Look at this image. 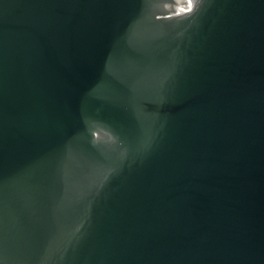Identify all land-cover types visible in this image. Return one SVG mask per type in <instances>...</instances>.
<instances>
[{"label": "water", "instance_id": "1", "mask_svg": "<svg viewBox=\"0 0 264 264\" xmlns=\"http://www.w3.org/2000/svg\"><path fill=\"white\" fill-rule=\"evenodd\" d=\"M0 0V264H264V0Z\"/></svg>", "mask_w": 264, "mask_h": 264}, {"label": "bare ground", "instance_id": "2", "mask_svg": "<svg viewBox=\"0 0 264 264\" xmlns=\"http://www.w3.org/2000/svg\"><path fill=\"white\" fill-rule=\"evenodd\" d=\"M194 0H192V4L189 5L188 0H181V3L178 5L177 9L179 10V12L181 11H186L189 8H191V6L193 5Z\"/></svg>", "mask_w": 264, "mask_h": 264}, {"label": "snow or ice", "instance_id": "3", "mask_svg": "<svg viewBox=\"0 0 264 264\" xmlns=\"http://www.w3.org/2000/svg\"><path fill=\"white\" fill-rule=\"evenodd\" d=\"M188 3H189V5H191L192 4V0H188Z\"/></svg>", "mask_w": 264, "mask_h": 264}]
</instances>
